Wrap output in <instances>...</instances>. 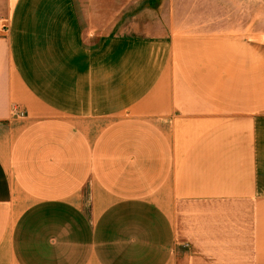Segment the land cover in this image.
Segmentation results:
<instances>
[{
	"label": "crops",
	"instance_id": "1",
	"mask_svg": "<svg viewBox=\"0 0 264 264\" xmlns=\"http://www.w3.org/2000/svg\"><path fill=\"white\" fill-rule=\"evenodd\" d=\"M101 1L0 0V264H264V32Z\"/></svg>",
	"mask_w": 264,
	"mask_h": 264
},
{
	"label": "rangeland",
	"instance_id": "2",
	"mask_svg": "<svg viewBox=\"0 0 264 264\" xmlns=\"http://www.w3.org/2000/svg\"><path fill=\"white\" fill-rule=\"evenodd\" d=\"M113 1V2H112ZM115 1V4L113 5ZM116 33L264 32V0H102ZM79 4V3H78ZM86 7L83 6V12Z\"/></svg>",
	"mask_w": 264,
	"mask_h": 264
},
{
	"label": "built area",
	"instance_id": "3",
	"mask_svg": "<svg viewBox=\"0 0 264 264\" xmlns=\"http://www.w3.org/2000/svg\"><path fill=\"white\" fill-rule=\"evenodd\" d=\"M5 29H6V27L2 24V22H0V32L6 31ZM15 111H16V114H19L20 116L24 115V112H22V111H18L17 109H15Z\"/></svg>",
	"mask_w": 264,
	"mask_h": 264
}]
</instances>
